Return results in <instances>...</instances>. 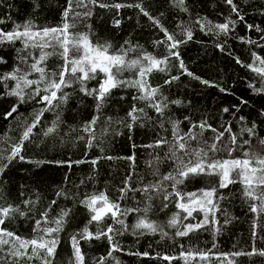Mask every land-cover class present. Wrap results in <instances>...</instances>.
Here are the masks:
<instances>
[{
	"label": "snow or ice",
	"instance_id": "1",
	"mask_svg": "<svg viewBox=\"0 0 264 264\" xmlns=\"http://www.w3.org/2000/svg\"><path fill=\"white\" fill-rule=\"evenodd\" d=\"M173 7L184 13H190L187 0H169ZM228 6L229 14L224 16L223 22H216L202 17L198 13L194 23L206 34L216 36H229L235 31L238 23H243L248 31L261 33L259 41H264V28L259 25L246 23L245 14L242 12L241 3L244 0H222ZM33 10L41 8L40 0H32ZM60 13L61 22L58 25H40L35 19H26L22 23L13 22L10 28L0 27V46H7L15 53L11 69L7 72H0V87L4 91L0 96L15 97V102L11 108L3 113V118H14V114H19L21 105L30 101H35L40 105L38 109L33 108L32 119L26 122V126L19 140L11 145L9 149L0 150V192L2 185L7 181L4 174L10 165L15 161H26L40 166L44 163L62 164V161L27 160L22 154L24 152L25 141H29L34 135L33 130L42 124L45 113L53 111L66 105L74 93H80L83 97H91L97 113H100L112 96L114 89L129 87L136 89L133 101L144 104L143 107L133 103L127 112L125 126L131 129L134 124L148 116L146 108L154 111L160 119L157 121L161 128L167 121L171 125V138L161 136L154 144L147 145L150 148H166L163 156L156 153L148 161V167L152 169L153 180L144 182V177H138L139 186L133 185V175L135 168V155L126 157L132 162L133 171H129L122 179L117 191L118 196L113 199L107 191L99 190L91 194H85L80 204L85 207L90 214L87 223L83 228L70 235L72 255L68 264H87L86 254L83 251V243L93 240L106 239L108 241V251L106 255L98 257L94 264H106L112 260L114 264H120V260L114 256L116 252H122L120 241L117 237L131 231L134 235L140 236L147 233H160L161 237H167L169 233L165 231V226L148 218V213L152 210V203L157 196L162 195L161 210L167 209L169 203L174 200V206L178 210L173 212L167 221V227L175 229L174 237H186L189 234L198 232L209 226L214 227L218 232L220 221L216 213L221 211L219 201L226 198L221 189H227L230 185L239 183L243 198L249 202V210L258 215H264V151L257 150L252 139L257 138V143L264 149V137H259L256 131L257 125L252 122L246 126V118L239 117L241 123L240 132L237 133L232 127V121L221 124L219 128L213 127L208 120L201 119L194 121L189 116L182 120L174 119L171 115V107L181 106L185 101L181 99H171L163 91L165 86H170L180 79V75H169L163 84L153 85L151 77L154 72L170 73L174 65L171 64L173 58L179 63L181 75L187 74L195 79L201 78L190 72L185 65L179 48L182 44L193 38L191 26L177 25L181 32L169 31L160 20L163 13L154 15L144 0L135 3H106L104 0H66V4ZM95 7L116 9L117 15L123 8H136L146 17L156 28L163 33V38L154 40V45H163L166 54L160 57L150 52H142L136 58H129V52L136 51L141 46L132 45L131 41H125V45L119 49H113L110 42H99L92 39L91 25H88V32L73 31L76 27L75 18L89 19L93 15ZM82 10V11H81ZM223 15V13H221ZM234 17V18H233ZM7 20H11L8 17ZM6 19H0V25H5ZM113 24L119 27L120 19H114ZM241 42L255 45L264 49V43L257 40L238 37ZM226 43V41H225ZM217 47L223 52L224 43H218ZM2 50V49H0ZM231 54V53H230ZM52 58L61 61L58 64H49ZM236 63L246 67L259 78L260 86L255 82L249 87L257 95H264V56L256 51L251 52V62L245 64L239 57H235ZM9 60L0 55V64H8ZM131 72V78H123L124 72ZM102 77V78H100ZM96 80V87H89V82ZM201 83L218 87L213 82L201 80ZM71 89L72 91H66ZM221 92L227 89L220 88ZM123 99V97H121ZM190 103V101L188 102ZM249 101L240 99V104H248ZM239 105H233L236 112ZM229 112V108L222 110ZM264 116V109L259 113ZM235 116V112H233ZM110 122L112 117L107 118ZM60 121V113L57 112L56 119L52 126L44 130L43 135L48 137L56 130ZM99 115L86 121L82 126V131L87 134L79 136L77 139L83 140L87 148L94 147L97 137L96 125ZM188 121L187 131L181 128V124ZM107 131V129H105ZM211 132V137H206L205 133ZM248 139H243L244 135ZM135 147V145H133ZM239 151L238 156L233 155ZM224 156H220V153ZM6 153V154H5ZM100 159H113V157H97L90 163L95 167ZM165 161H171V170L161 173L160 165ZM88 161L78 160L71 163H85ZM201 177H209V186L196 191H184L185 182H193ZM67 179V177H66ZM169 188L171 191H169ZM129 193H140L145 201L143 209L139 207H124L123 201L129 199ZM24 195L23 192L20 193ZM57 197L65 196L63 190L56 193ZM135 200V197H132ZM0 200L4 197L0 195ZM24 208L19 204L0 203V264H20L27 261L33 264H57V249L60 245L59 234L64 232L69 218L72 214L71 208H63L60 213L51 217L49 215L52 205L57 201L53 199L48 208L39 212V218L30 216L34 201L23 200ZM138 204L139 201L136 200ZM143 212L134 224H127L126 218L133 213ZM194 213H203L202 218L197 219ZM225 216L227 214L225 213ZM17 217L34 219L30 236L18 234L16 231L6 227L8 221ZM111 221L110 223L108 221ZM185 221H188L185 223ZM195 221V222H192ZM230 221L226 218L224 223ZM95 225V229L89 227ZM119 226V227H117ZM256 224H253L252 236H257ZM183 249V245H181ZM215 248V244H213ZM131 255L150 257V253L134 252ZM261 255L264 256V249L253 247L251 252L236 251L232 253H213L209 250H182L178 255L157 254V258L171 264L173 260H182L184 264H197L199 261L210 262L215 259L219 264H235L230 257L241 255Z\"/></svg>",
	"mask_w": 264,
	"mask_h": 264
},
{
	"label": "trees",
	"instance_id": "2",
	"mask_svg": "<svg viewBox=\"0 0 264 264\" xmlns=\"http://www.w3.org/2000/svg\"><path fill=\"white\" fill-rule=\"evenodd\" d=\"M104 2L135 3L138 0H104ZM40 3L41 8L34 11L32 0H0V19L7 21L0 27L10 28L13 22L22 23L26 19H35V22L40 25L60 24V13L66 0H40ZM144 3L154 15L163 13L160 20L169 31L179 34L181 28L177 25L181 24L191 26L193 31V38L186 44H182L179 51L188 70L201 79L197 80L187 74L181 75L179 63L175 58L171 61L174 67L171 68L170 73L154 72L150 78L151 83L156 85L163 84L169 75H180L178 81L163 89L171 99L185 101L179 107L174 105L171 107L172 118L182 121L185 116L191 117L194 121L206 118L216 128L232 121L234 131L239 133L241 128L239 117L244 116L246 126L255 122L258 136L264 137V116L259 114L264 109V95L255 94L249 87L252 82H255L259 87V78L246 67L237 64L235 60V57H239L245 64L250 63L252 51L264 56V49L238 39V37L244 36L264 43V41H259L261 33L255 30L248 31L243 23H238L235 31L227 37L206 34L201 31L199 26L194 23L196 14L198 13L202 17L206 16L212 21L223 22L224 16L229 14V9L222 0H187L190 13L179 11L173 7L169 0H144ZM241 8L245 14L246 23L264 28V0H244L241 3ZM8 17H11V20H7ZM114 19L121 20L119 27L114 26ZM74 23L76 27L73 31L77 32H88L87 26L91 25L92 39L99 40L101 43L110 42L113 49H119L121 46L128 47L125 45V41H131L132 45L141 46L136 51L129 52V58H136L145 51L157 57L166 54L163 45L153 44L154 40L163 38V33L136 8H123L117 15L114 8L95 7L91 18H75ZM218 43L225 44L223 52L217 47ZM0 49H2L0 55H4L9 60L8 64H0V72H7L11 69L15 53L7 46H0ZM60 62L57 58H52L49 64ZM132 76L131 72L123 73L125 79ZM201 80L211 81L218 87L207 86L201 83ZM96 86V80L89 82V87ZM221 87L227 89V92H221ZM3 91V87H0V92ZM66 91L71 92L72 90L67 89ZM135 94L136 89L134 88L114 89L108 103L100 113H97L91 97H83L78 92L74 93L66 105L45 113L42 124L33 130L32 138L25 141L22 153L27 160L31 161H62L64 163H44L37 166L35 163L15 161L4 174V179L7 182L2 185L3 191L0 192V195L4 197V200H0V203L19 204L23 209V200L31 199L34 204L30 216L34 218H39V212L48 208L53 199L57 203L52 205V210L49 213L51 217L57 216L63 208L72 209L65 231L59 234L61 242L57 249V264H68L72 255L69 237L84 227L90 215L87 209L80 204V201L85 194L99 190L107 191L115 199L119 194L117 189L122 186V179L129 171H133L132 162L125 159L126 157L135 155L134 186H139L138 177H144L145 183L154 179L151 175L152 169L148 167V161L156 153L163 156L167 149L146 146L154 144L161 136L171 138V125L165 121L164 128H161L157 122L160 118L152 109L146 108L151 119L142 117L131 129L126 127L127 112L132 104L137 103L140 107L144 106L142 102L133 101L132 97ZM241 98L248 100L249 103L240 104ZM189 101L190 103H188ZM14 102L15 97L0 96V150L9 149L13 143L19 140L26 122H30L32 119L33 108L40 107L35 101H30L20 106L19 114H14V118L4 119L3 113L9 110ZM233 105L240 106L238 112L233 108ZM225 107L229 108L228 113L222 111ZM57 112L60 113V121L56 130L53 134L45 137L43 132L52 126ZM233 112H235V116H233ZM95 115H99L95 133L97 139L94 141V147L87 148L84 141L77 137L85 136L87 138V134L81 130L82 126ZM108 117H112L110 122ZM181 128L187 131L188 121H184ZM212 135L211 132L205 133L206 137ZM243 139H248V136L245 134ZM252 144L257 150L264 151L257 143V138L252 139ZM240 154L237 151L233 155ZM219 155L224 156L225 154L222 152ZM109 156L113 159H100L95 167L90 163L97 157ZM78 160L88 162L71 163V167L68 166L70 162ZM170 163L171 161H165L160 165L161 173L171 170ZM209 179L214 178L201 177L193 182L186 181L182 186L183 190L196 191L206 188L209 186ZM61 189L68 198L56 196L57 191ZM169 191H171L170 188ZM220 191L225 194L226 198L219 201L221 211L216 213V217L220 221L216 226L219 228L218 232L214 227L209 226L186 237H174L175 229L168 228L166 225L172 213L178 211L174 206L175 198L169 203L167 209L161 210V195L151 201L152 210L147 215L149 219L165 226V231L169 235L162 238L160 233L145 232L144 235L136 236L131 231L125 232L124 235L117 237L123 251L114 253V256L120 260V264H168L167 261L157 258V254L178 255L182 250L210 249L213 253H232L236 251L251 252L253 247L264 249V215L254 214L249 210V202L243 198L239 183ZM21 192L24 193L23 196L20 195ZM132 197H135V200ZM136 200L139 201L138 204ZM122 203L124 207L143 209L146 201L140 193H129V199ZM141 215L143 212L133 213L126 218L125 222L134 224ZM194 215L200 219L203 213H194ZM226 218L230 221L227 224L224 223ZM187 222L185 221V223ZM33 224L34 219L17 217L8 221L6 227L18 234L30 236ZM253 224L257 225L255 238L252 236ZM89 227L95 229L96 226L89 225ZM213 244H215V248H213ZM181 245H183V249ZM83 251L86 254L87 264H94L98 257L106 255L108 241L101 239L84 242ZM145 251L151 254L150 257L129 254ZM230 259L235 264H264V256L258 254L241 255L230 257ZM20 264H29V262L21 261ZM33 264H39V261H35ZM106 264H114V262L108 260ZM171 264H184V262L173 260ZM197 264H219V261L213 259L210 262L199 261Z\"/></svg>",
	"mask_w": 264,
	"mask_h": 264
}]
</instances>
